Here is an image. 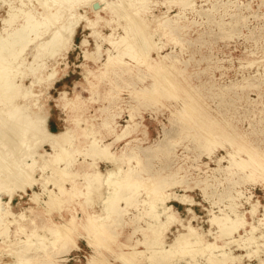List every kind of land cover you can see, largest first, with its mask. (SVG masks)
<instances>
[{
	"label": "rangeland",
	"instance_id": "1",
	"mask_svg": "<svg viewBox=\"0 0 264 264\" xmlns=\"http://www.w3.org/2000/svg\"><path fill=\"white\" fill-rule=\"evenodd\" d=\"M20 1L28 7L40 8L37 0H0V29L3 27L2 19L7 18L12 8H20ZM153 13L154 19L149 17L150 23L146 29L143 28L151 40L161 47L158 52L151 50L147 54L151 59V69L146 64L139 63L140 60L136 57L134 63L128 66L115 65L107 69L103 66L104 53L100 60H85L79 44L84 36L89 35V31L84 32L77 26L73 47L66 59L69 68L61 76L62 78L67 74L68 77L63 84L59 83L47 92L51 97L47 101V117L56 106L53 98L58 97L61 91L67 92L68 97L78 93L80 109H74L68 114L60 109L63 113L61 118L66 123L61 131L70 128V132L76 136L75 149H85L88 138H83L84 133H93L102 141L104 132L109 136L112 158L120 160V167L102 159L99 160L97 168L104 174L105 170L117 168L113 174L119 173L112 175L115 180L111 178L110 181L122 180L120 178L124 174L120 170L127 171V162L131 159L129 165L134 167L135 172L130 171L129 176L131 179H138L134 181L138 188L131 200L133 202L129 206H125L126 203L122 200L119 202L124 214L111 217L112 220L103 235L89 238L91 242L98 239L96 243H100H95L98 245L95 246L87 242L88 236L80 228V224L84 223L87 214H103L102 203L108 204L109 198L98 194L103 192L106 195V191L110 192L111 188L108 189V185H105L107 174L104 175V185L108 190L104 186L98 194L94 192L90 197L81 196L72 187L74 181H66L63 186L67 191L61 197L62 202L57 206L47 207L42 203L48 200V190L57 192L54 180L59 177L55 174L49 179V171L44 174L35 172L31 175L34 179L30 177V187L17 193L11 188V204L14 201L12 211L21 212L27 209V218L20 225L9 228V237L5 244L0 237V264H11L19 255L39 256L35 264L47 262L49 258L45 257L46 252L37 249L40 239L36 234L45 235L49 240L54 238L55 234L52 233L56 230L55 226L57 229L58 225L63 227L62 224L71 215L78 221L75 230L73 229L72 234L76 236L73 241L70 244H56V247L47 240L43 243L54 264H124L119 259L122 251H126L121 242L140 226L145 230L136 231L132 240L143 241L148 238L146 227L149 218L145 216L144 210L151 197L158 205L163 197L165 205L172 206L178 217L179 222H172L165 231V246L178 233L185 232L184 226L190 224L202 239L199 245L206 247L212 243L210 250L213 253L228 251L235 257V264H259L260 260L264 263V179L261 178L264 173L260 170L264 167V0H196L193 11L184 15H177L176 6H171L168 11L164 6H159ZM89 16H93L91 12ZM106 16L109 17V14ZM166 18L173 21L168 31L158 26ZM124 23L123 20L112 23L115 33L122 34L121 25ZM101 31L109 34L110 27L101 28ZM87 40L89 50L92 51L95 48L94 39L88 37ZM102 47L104 49L108 46L104 43ZM158 55H166L161 62L167 67L166 71L157 69L156 61L160 64ZM29 56L27 54V58ZM49 65L55 66V63ZM57 66H62V62ZM75 66L79 67L76 70L79 73L71 75L70 72H74ZM160 72L164 74L163 78ZM153 75L159 76L157 80ZM86 76L88 80L85 79ZM30 80V75L24 76L26 85ZM171 82L174 87L170 85ZM144 87L155 89L143 92ZM114 116L117 131L127 123H133L136 126L135 132L128 135L123 133L121 140L113 142L114 135L112 137L107 133L104 121L107 122ZM130 116L133 117L132 120H129ZM194 116L198 120L195 121ZM201 126L206 131H212V139L202 128L199 129ZM133 137L136 140L130 141ZM38 149L39 154L42 150L51 152L45 144H41ZM221 157L225 158L218 164L217 159ZM232 157L235 160L256 159L260 169L256 168L253 173L250 169L243 171L240 166L233 164ZM81 161V157H77L72 166L74 171L92 169L86 162L79 164ZM204 177H208L206 187L199 183V179ZM83 182L79 178L75 182L81 192L87 189ZM163 182L173 184L163 188L168 197L162 196V189L156 188L157 194L162 193L154 194L155 185ZM33 193L38 195V204L30 201ZM227 194L234 196L236 212L244 217L243 225L231 238L219 237L218 227L210 223L211 217L222 213L233 217L230 210L233 202ZM180 196L189 198L185 197L183 203L178 198ZM188 199L191 201L188 202ZM7 200L8 194L0 193L1 204ZM251 201L257 202V212L253 215L248 211ZM105 203L104 207L107 205ZM139 216L142 219L135 221ZM118 218L121 219L120 224L117 222ZM124 221L128 223L125 224ZM250 224L257 228L254 237L258 246H247L244 243L251 232ZM27 238L28 242L20 241ZM137 248L145 250L142 245ZM156 258L160 261L151 263L145 259L140 260V264H211L206 255L200 253L194 254V259L189 255H178L167 261Z\"/></svg>",
	"mask_w": 264,
	"mask_h": 264
},
{
	"label": "bare ground",
	"instance_id": "2",
	"mask_svg": "<svg viewBox=\"0 0 264 264\" xmlns=\"http://www.w3.org/2000/svg\"><path fill=\"white\" fill-rule=\"evenodd\" d=\"M37 1H39L40 8L28 7L27 4H23V2L20 1V8H12L7 18L2 19L3 27L0 29V193L8 194V200L5 203L1 204L0 201V237L3 238L2 243L5 244V241H7L9 237V228L12 225H20V223L27 218V209L21 212L12 211L11 200L13 199V195L10 193L11 188L15 189L16 191L14 192L16 193L18 191H23V189L25 190V188L31 186V180L34 179L31 177L32 174L35 172H42V174H44L49 171L51 176L47 178L50 179L52 175L54 176L55 174L59 178L54 180V184L57 186V192L48 190V200L42 203L46 204L47 207H54L62 202L61 197L67 191V188L63 186V183L66 181L72 183L74 181L72 187L77 189L76 193L86 197H90L94 192L98 194L101 188L104 189L105 185H108V189L109 187L111 188L109 189L110 192L106 191L108 195H104L103 192L98 194L102 197L106 196V198L108 196L109 198L108 204L101 201L103 202V214H87L84 218V223L80 224V228L85 231L88 236L87 242L98 246L96 244L100 242L96 243L98 242V239H95L96 237H93L96 242H91L89 238L93 235H103L107 225H109L112 220L111 217L115 215L118 217L120 213L124 214V212H122L123 209L119 206L121 200L126 203L125 206H129V203L133 202L131 200H133V196L137 193L138 186H136V182H134L136 179H131L129 176V172H135V169L132 165H129L131 159H128V170H120L122 171V175H124L120 178L122 180L119 182L110 181L112 175H114L113 171L117 168H113V170L109 171L105 170L108 180L106 176L105 178L107 181L105 182H107V184L104 185L105 174L97 168L99 160L104 159L110 161L112 165L120 167L118 165L120 160L112 158L113 150H110V146L112 145V143H110L111 141L104 142L93 133H84L82 136L83 138H88L87 144L84 150H79L74 148L76 136L74 137L70 132V128H66V130L58 133L49 132L46 128V118L48 114L47 101L51 97L47 92L53 88L54 84L60 80L61 76H63L69 68L66 59L69 51L73 47V39L77 26L82 28L84 32L89 31V35L84 36L79 44V48L85 60H100V58H103L102 55L104 53V58L102 60H104L103 66L105 69L115 65L128 66L130 63H134L133 60L135 57L140 60L138 61L139 63L146 64V66L150 68L152 66L151 59H149L147 54L151 50H156L158 52V50L161 49L157 43L151 40V37L145 33L143 29H146L150 23L151 20H149V17L154 19L153 10L156 7L164 6L168 11L171 6H176L178 8L177 15H184L188 11H193V8L196 6V0ZM94 6L97 7L94 8ZM80 9H82V12H80ZM89 12L93 15L92 17L89 16ZM106 14H109V17L106 16ZM133 17H135L136 20ZM116 20H123L125 22L124 25H121L122 34L115 33V28H112V23ZM16 22L18 23L14 25ZM172 25L173 21L171 18H166L164 21L160 22L158 26L168 31ZM104 27H110L109 34H104L101 31V28ZM88 37H92L95 42V48L92 51L89 50ZM104 43L108 47L103 49L102 46ZM27 54L30 55L29 58H27ZM165 57L166 55H158V63L160 64L158 65L156 61L158 68L157 66H155V68H161L159 69L160 71H166L165 68L167 67L161 64ZM30 58L31 61H29ZM59 62H62V66L60 67L57 66ZM50 63H55V66L49 65ZM166 73L167 72H165V74ZM27 75H30L31 78L28 85L24 83V76ZM161 75L163 78L164 74ZM168 75L169 74H167V78ZM153 77H156L157 80L159 76L153 75ZM85 79L88 80V76H86ZM164 79L166 80V75ZM172 82L174 83V81ZM171 83L170 85L173 86V83ZM151 89H155V87H144L143 92H150ZM137 92L139 93V91ZM78 97V93H75L72 97H68L67 92L61 91L59 96L53 99L56 107L68 114L74 109H80ZM115 116L107 122L104 121L107 133L112 135V137L114 135L113 142L121 140L123 133H127V135L129 133L133 134L136 129L133 123H127L117 131V122L114 121ZM194 117L196 118V116ZM132 118L133 117L129 120H132ZM196 120L198 119L196 118L195 121ZM199 121H202V119H199ZM198 124L201 125V123ZM201 128L205 133L207 132L210 139L213 138L211 130L206 131L204 129L205 127L203 128L202 126L199 129L201 130ZM134 139L136 140V138L133 137L130 141ZM41 144L47 145L51 149V152L42 150L39 154L38 147ZM219 144H222V142ZM79 156L82 159L79 164L86 162L92 169L82 172L74 171L72 166ZM224 158L225 157L218 158V164ZM235 159L232 157L231 161L233 164L240 166V169L243 171L250 169L253 173L256 172V168L260 169L259 161L256 159H252L251 161L242 158L238 160ZM116 161H118L117 164ZM260 170L264 173V167H261ZM245 177L249 176L245 175ZM78 178L79 180H83L84 186L87 187L84 192H81L77 188L78 186H75L76 179ZM261 178L264 179V175ZM113 179L114 177L112 180ZM207 182L208 177L199 179V183L204 184V187L208 185ZM167 185L169 187L173 184L163 182L155 185L154 194L160 195L163 192L162 196L168 197V194H166L163 189L166 188ZM105 188L107 189L106 186ZM156 188L158 190L162 189V192L157 194L158 190ZM202 190L205 192V188ZM147 194L149 196V192H147ZM185 197L180 196L178 198L184 203L185 199L189 198ZM227 197L233 202L232 206L230 205L233 217L229 216L227 213H222V215L211 217L210 223L218 227L219 237L231 238L233 233L243 225L242 221H244V217L236 212V206L233 201L234 196L227 194ZM160 199H162V202L159 205L155 202L156 200H152V197L146 202L147 208L144 210V214L149 218L146 227L148 238L143 241L140 239L137 241L132 240V235L136 231L139 229L145 230L140 226L138 229H135L131 235L126 237L124 242H121V245L126 248V251H122L119 257L120 261H123L122 263L140 264V260L145 259L151 263L160 261L156 257H160L162 261H167L178 255H189L191 259H194V254L200 253L206 255L207 261L211 264H235V257L228 251L221 250L218 254H215L210 250L212 248V243H209L210 246H200L199 244H201L202 239L196 229L190 224L184 226L185 232L178 233L172 242L165 246V231L168 230L172 222L179 221L175 211L172 210V206L165 205L163 197ZM31 200L36 204L40 202L38 195L35 193L31 195L30 201ZM189 200L190 199H188V202ZM104 203L105 205L107 204L105 207ZM249 205L250 210L248 211L253 215L257 212V202L251 201ZM141 219L142 217L139 216L135 221L138 222V220L140 221ZM117 222L120 224L121 219L118 218ZM76 225H78V221L71 215L70 219L62 224L63 227L58 225L59 229H57V226H55L56 230L52 233L55 234L53 236L54 238L49 240L45 238V235L36 234L40 239L38 241L40 244H38L43 247L40 248L39 246L37 249L46 252L45 257H48V261H50L51 256L46 251V245L43 243L47 240L52 246L63 243L70 244L74 237H76L72 234ZM250 226V235L244 240V243H246L247 246L251 244L258 246L255 242L256 238L254 237V232L257 228L252 224H250ZM20 241L28 242L29 240L27 238V240ZM206 244H208V242H206ZM139 245L144 246L145 250H138L137 247ZM38 258L39 256L23 257L19 255L17 260L11 264H35V260H38ZM48 261L41 264H54V260ZM262 262L263 260H260L259 264H264ZM186 264L196 263L188 262Z\"/></svg>",
	"mask_w": 264,
	"mask_h": 264
},
{
	"label": "crops",
	"instance_id": "3",
	"mask_svg": "<svg viewBox=\"0 0 264 264\" xmlns=\"http://www.w3.org/2000/svg\"><path fill=\"white\" fill-rule=\"evenodd\" d=\"M74 68H75L74 72H70V74L73 75V73H75L78 75L79 72L77 73L76 70H78L79 67L75 66ZM66 77H68L67 74H66V76L60 78V80H58L54 84V86L59 84V83L63 84V82H65V80L67 79ZM62 114H63L62 111L59 108H57L56 106L52 108V110L49 113V116L47 117V121H46V127H47L49 132L58 133V132H61V130H63L65 128L66 123H64V120H62V118H61ZM104 141H106V142L110 141V138H109V136H107L106 132H104ZM13 206H14V201L11 204L12 208H13Z\"/></svg>",
	"mask_w": 264,
	"mask_h": 264
},
{
	"label": "water",
	"instance_id": "4",
	"mask_svg": "<svg viewBox=\"0 0 264 264\" xmlns=\"http://www.w3.org/2000/svg\"><path fill=\"white\" fill-rule=\"evenodd\" d=\"M97 6H94V8H96Z\"/></svg>",
	"mask_w": 264,
	"mask_h": 264
}]
</instances>
